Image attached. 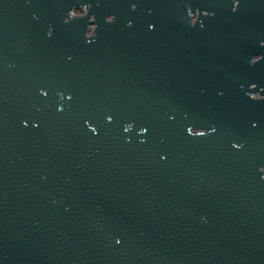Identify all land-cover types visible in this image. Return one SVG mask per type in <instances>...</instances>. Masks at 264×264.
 <instances>
[{
  "label": "water",
  "instance_id": "water-1",
  "mask_svg": "<svg viewBox=\"0 0 264 264\" xmlns=\"http://www.w3.org/2000/svg\"><path fill=\"white\" fill-rule=\"evenodd\" d=\"M161 1L0 0V264H264V0Z\"/></svg>",
  "mask_w": 264,
  "mask_h": 264
},
{
  "label": "flooded vegetation",
  "instance_id": "flooded-vegetation-1",
  "mask_svg": "<svg viewBox=\"0 0 264 264\" xmlns=\"http://www.w3.org/2000/svg\"><path fill=\"white\" fill-rule=\"evenodd\" d=\"M160 2L164 3L161 0ZM80 8L83 9V13H84L85 8L80 5L73 6L72 12L78 13L77 9H80ZM202 11L206 13H211V14L214 12V11L205 10V9H203ZM189 13L191 14L190 20L193 25V23H195L194 21L198 18V11H195V12L190 11ZM107 17L110 18L112 16H107ZM226 19L227 18L224 17L222 13L214 16V18L212 16H205L201 20L203 22V26H200V27L193 26L192 33H193L195 66L205 67V64H208V65L214 64L216 61V54L214 52V47L215 46L218 47L219 44H221L223 48H226V44L228 42H233L235 46L247 44V43L238 44L237 42L240 41V37L238 36L237 37L229 36L226 42L220 41L216 37H214L215 32L216 33L225 32V30H244L245 26L239 25V24H236L235 26H228V27L226 26L222 27V26H216V25L213 26L214 22L225 21ZM223 37H225V35H223ZM258 41L260 43H263L261 39H259ZM204 53L206 54V57ZM226 53L227 54L225 55L226 56L228 55L230 57H235L238 55V53L236 54H233L231 52H226ZM261 55L262 53L255 54L250 58V60L253 61L261 57ZM250 85H254V84L250 83ZM253 94L256 95L257 93H253Z\"/></svg>",
  "mask_w": 264,
  "mask_h": 264
},
{
  "label": "clouds",
  "instance_id": "clouds-1",
  "mask_svg": "<svg viewBox=\"0 0 264 264\" xmlns=\"http://www.w3.org/2000/svg\"><path fill=\"white\" fill-rule=\"evenodd\" d=\"M238 3H239V0H233V2H232V11L234 12V11H236V8H237V6H238ZM132 9V8H131ZM132 10H134V9H132ZM77 12H78V14H80V13H83V9L82 8H80V9H77ZM212 15H214V13H212ZM212 15H210V16H212ZM107 16H112V17H114L113 15H111V14H109V15H106L105 17H107ZM105 17H104V22H105ZM115 20V19H114ZM114 20L112 21V22H114ZM64 21V20H63ZM111 22V23H112ZM91 30H89V32H90ZM47 35H51V32L49 31L48 33H47ZM207 134V130H205V135ZM240 147H242V145H240ZM259 171H261V179H264V168H261V169H259Z\"/></svg>",
  "mask_w": 264,
  "mask_h": 264
}]
</instances>
